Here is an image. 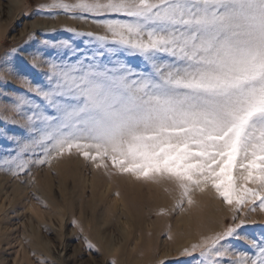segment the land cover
<instances>
[{"label": "snow or ice", "instance_id": "obj_1", "mask_svg": "<svg viewBox=\"0 0 264 264\" xmlns=\"http://www.w3.org/2000/svg\"><path fill=\"white\" fill-rule=\"evenodd\" d=\"M40 9L92 17L107 35L68 30L87 37L82 48L42 42L54 54L34 53L33 68L47 65L43 80L25 79L9 97L24 135L0 129L14 145L0 169L19 175L75 150L96 167L174 183L177 208L212 189L234 213L264 211V0H50ZM255 223L240 219L182 254L264 264V231L241 234Z\"/></svg>", "mask_w": 264, "mask_h": 264}, {"label": "rangeland", "instance_id": "obj_2", "mask_svg": "<svg viewBox=\"0 0 264 264\" xmlns=\"http://www.w3.org/2000/svg\"><path fill=\"white\" fill-rule=\"evenodd\" d=\"M47 3L50 0H0V75L6 82H0V129L9 134L24 135L19 126L23 120L12 111L9 97L25 90V79L41 82L40 73L47 70L43 62L32 67L33 54H54L42 42L69 40L82 48L87 37L68 30L107 35L92 17L40 9ZM121 58L133 66L140 63L138 58ZM5 118L19 123L4 124ZM13 146L0 139V157ZM192 197L191 206L185 200L177 208L180 190L174 183L137 180L117 173L110 163L96 167L75 150L32 164L19 175L0 169V264H196L198 257L184 256L183 250L229 224L255 221L241 233L249 237L258 238L264 231L259 227L264 211L258 206L251 211L244 205L242 216L212 189ZM36 241L45 246L35 247ZM230 243L252 251L242 240Z\"/></svg>", "mask_w": 264, "mask_h": 264}, {"label": "bare ground", "instance_id": "obj_3", "mask_svg": "<svg viewBox=\"0 0 264 264\" xmlns=\"http://www.w3.org/2000/svg\"><path fill=\"white\" fill-rule=\"evenodd\" d=\"M35 247H39L40 249L43 248V246H45L41 241H36V243L34 244Z\"/></svg>", "mask_w": 264, "mask_h": 264}]
</instances>
